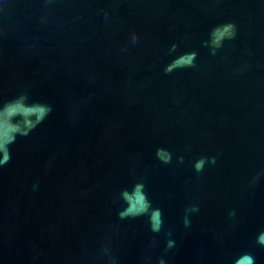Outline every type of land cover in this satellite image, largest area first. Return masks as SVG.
<instances>
[{
    "label": "water",
    "instance_id": "obj_1",
    "mask_svg": "<svg viewBox=\"0 0 264 264\" xmlns=\"http://www.w3.org/2000/svg\"><path fill=\"white\" fill-rule=\"evenodd\" d=\"M21 96L51 112L0 166V264H264V0H0V107ZM136 181L160 233L117 215Z\"/></svg>",
    "mask_w": 264,
    "mask_h": 264
},
{
    "label": "clouds",
    "instance_id": "obj_2",
    "mask_svg": "<svg viewBox=\"0 0 264 264\" xmlns=\"http://www.w3.org/2000/svg\"><path fill=\"white\" fill-rule=\"evenodd\" d=\"M236 35V27L233 22L225 21L223 23L213 26L207 35V39L203 44L209 48L211 54H215L216 50L224 44L225 41L231 40ZM136 36H133V42L136 41ZM176 46L173 45L172 48ZM196 51L183 53L179 58H174L164 69L167 73L176 68L191 67L194 65ZM172 69V70H170ZM25 97L21 96L19 99L6 101L0 107V166H3L11 158L10 145L16 142L18 136H26L38 124H40L51 112V106L41 101H33L31 103H24ZM34 116V119L29 117ZM156 156L162 163H169L171 161V153L168 149L158 147L156 149ZM182 162L183 157L177 158ZM214 164L215 157L201 156L192 162L194 170L199 173L203 170L205 164ZM257 177H253V181ZM123 201V207L118 211L119 218H135L145 217L150 231L160 233L164 225V217L162 210L155 206L149 198L143 181H136L130 187L122 188L116 197ZM199 210L197 204H192L185 208L183 223L188 227L190 220L188 219L190 213H195ZM234 213H230L233 215ZM164 237L166 244L163 249L164 253H168L170 249L174 248L175 241L171 238V231L164 230ZM256 243L264 246V230L257 233ZM151 247L156 246V241H153ZM151 256L145 255L143 257L144 264H150ZM158 264H165L162 257H158ZM231 264H255V257L250 251H240L234 254L231 258Z\"/></svg>",
    "mask_w": 264,
    "mask_h": 264
}]
</instances>
